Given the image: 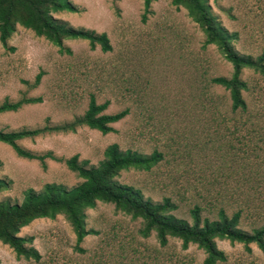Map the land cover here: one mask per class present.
Returning <instances> with one entry per match:
<instances>
[{"label":"rangeland","instance_id":"374dc122","mask_svg":"<svg viewBox=\"0 0 264 264\" xmlns=\"http://www.w3.org/2000/svg\"><path fill=\"white\" fill-rule=\"evenodd\" d=\"M74 13L52 17L74 29L105 34L110 51L90 49L83 40H64L62 49L28 29L16 26L0 44V104L40 98L15 112L0 114V131L41 129L72 121L83 114L89 96L102 114L124 112L101 134L86 127L73 133L24 138L17 145L33 154L50 152L61 161L17 157L0 143V179L10 183L0 201L20 202L26 189L45 184L66 188L80 182L63 160L74 155L95 166L104 148L141 154L157 151L162 159L149 171L121 172L116 181L138 189L158 203L168 198L175 217L190 223L189 210L212 220L222 209L239 212L238 228L250 233L264 222V78L250 69L240 75L246 110L232 111L226 91L209 83L229 78L231 66L214 46L202 47L204 34L181 7L152 0L144 14L142 0H68ZM221 27L233 35L232 48L252 59L264 51V0H207ZM144 16V20L143 17ZM64 50L69 51L65 53ZM36 76H39L36 85ZM87 235L75 249L74 234L58 215L36 219L18 232L31 237L39 260L16 258L0 244V264H200L204 255L194 245L186 250L169 239L159 247L154 235L138 234L139 220L96 202L86 209ZM227 264H263L255 245L246 253L240 244L215 241Z\"/></svg>","mask_w":264,"mask_h":264},{"label":"trees","instance_id":"16d2710c","mask_svg":"<svg viewBox=\"0 0 264 264\" xmlns=\"http://www.w3.org/2000/svg\"><path fill=\"white\" fill-rule=\"evenodd\" d=\"M152 0H142L144 14L147 13ZM175 7L185 10L187 17L198 26L204 34L202 47L212 45L220 56L231 66L229 78L213 77L209 83L221 87L227 92L230 109L244 112L246 105L241 93L247 91V86L241 80L243 69H250L264 78V51L252 59L238 55L232 48V36L221 27L212 14L207 0H170ZM76 12L68 0H0V44L5 47L6 41L15 31L16 26L28 29L37 37H42L59 49L64 40L86 41L90 49L99 47L101 52L110 51V45L105 34L93 31L74 29L54 19L52 14ZM144 20V16L142 17ZM65 53L69 51L64 50ZM36 76L33 85L38 82ZM40 102V98H22L16 102L4 100L0 104V114L15 112L25 104ZM106 104L98 105L92 96L83 114L68 123L56 126H44L41 129H20L18 131H0V143L9 146L14 154L22 159L36 160L44 166L45 160L61 161L50 152L41 155L33 154L17 145V141L32 138L44 132L73 133L78 127H86L101 134L111 131L110 124L119 120L124 112L115 115L102 114ZM162 155L157 151L141 154L137 151L121 150L116 144L106 146L102 159L95 165L87 161H78L74 155L63 160L64 166L73 172L80 182L70 188L60 184H45L38 191L26 189L22 192L20 202L0 201V244L12 250L16 258L24 260H39V254L30 246L31 237H20L21 228L36 219H53L62 216L74 234L75 249L81 251L78 245L87 235L96 234L85 228L86 209L94 207L96 202L111 204L114 209L133 220H139L138 234L147 238L151 234L159 247H164L169 239L180 243V249L186 250L194 245L201 250L204 258L200 264H227L226 255L217 249L215 241L225 240L230 244H240L246 253H250L249 245L253 244L262 255L264 264V222L250 233L238 228L239 212L230 216L222 209L216 212L212 220L200 218L199 208L194 206L189 210L190 223L175 217L171 211L176 206L168 198L153 203L143 198L141 192L116 181V177L124 171H149L160 160ZM10 183L0 179V193L9 188Z\"/></svg>","mask_w":264,"mask_h":264}]
</instances>
